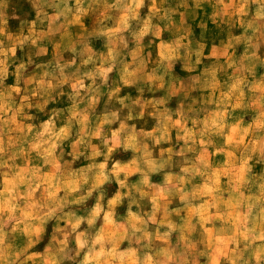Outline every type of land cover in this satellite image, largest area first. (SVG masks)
Instances as JSON below:
<instances>
[{"label": "rangeland", "instance_id": "374dc122", "mask_svg": "<svg viewBox=\"0 0 264 264\" xmlns=\"http://www.w3.org/2000/svg\"><path fill=\"white\" fill-rule=\"evenodd\" d=\"M151 4L0 0V263L264 264V0Z\"/></svg>", "mask_w": 264, "mask_h": 264}, {"label": "crops", "instance_id": "0c3cea01", "mask_svg": "<svg viewBox=\"0 0 264 264\" xmlns=\"http://www.w3.org/2000/svg\"><path fill=\"white\" fill-rule=\"evenodd\" d=\"M153 1H155V0H136V2H138V3H145L146 2V4H147V10L145 11V13H144V16L145 17H147V19H148V16L150 15V14H152L153 12H151L150 11V9H151V3H153ZM149 3V4H148ZM158 7V6H157ZM160 8V7H159ZM156 10L158 9V8H155ZM150 17V16H149ZM188 27L190 28V29H193L192 28V25H188ZM153 28L154 29H158V30H163V28L160 26V25H158V23H154V25H153ZM160 35L162 36V34H159V36L157 37L158 38V44H160L164 49H166V48H169V47H171L173 44H172V41L170 40V39H165L164 37H160ZM156 36V35H155ZM202 43L201 42H196V46H198V45H201ZM237 122H241L240 120H237ZM1 191V190H0ZM1 207H3V209H1ZM13 208V209H9V208ZM27 207H30V205L26 202V201H24V200H14V199H4V197L3 196H0V209H1V211H0V213L2 212V211H4V209H9V211H14V210H17V209H19V210H21L22 212H25L26 211V209H27ZM6 218V217H5ZM19 218H21V217H19ZM6 220H9L8 218H6ZM19 221H22V220H19ZM24 224H25V226L27 225V223H28V225H29V223H30V221H28L27 220V218H24ZM26 229H27V227H26ZM30 232V231H29ZM26 233H28L27 232V230H25L24 232H22V233H20V232H18V233H16V234H12V232H11V234H9V236L10 237H13V238H31V237H29L30 235L31 236H33V234H26ZM37 236V235H36ZM54 248L55 247H47L46 246V248H44L42 251H38L37 253H34V251H32V252H30V253H27V254H29V255H31L30 257H31V264H33V262L35 261V258H37V257H39V254L41 255V256H46V255H49L50 253H53V251H54ZM57 252H58V249L56 250ZM48 263L50 262L51 264H54L55 263V261L53 260V261H51V260H48L47 261ZM0 264H2V263H0Z\"/></svg>", "mask_w": 264, "mask_h": 264}]
</instances>
